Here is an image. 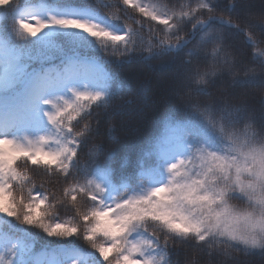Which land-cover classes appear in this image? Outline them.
<instances>
[{
	"label": "snow or ice",
	"instance_id": "obj_1",
	"mask_svg": "<svg viewBox=\"0 0 264 264\" xmlns=\"http://www.w3.org/2000/svg\"><path fill=\"white\" fill-rule=\"evenodd\" d=\"M217 6L0 0V264H173L186 248L208 264L264 255V123L257 130L231 93L212 96L237 61L221 33L206 31L217 23L246 32L253 61L264 66L251 35L264 32V19L200 17ZM190 44L178 77L186 98L135 172H118L111 154L97 162L93 149L82 159L99 135L93 109L118 94L108 73L97 74L107 61L95 53L124 64ZM249 72V82L264 85V68ZM61 209L71 215L61 218ZM33 229L53 238L39 253Z\"/></svg>",
	"mask_w": 264,
	"mask_h": 264
},
{
	"label": "trees",
	"instance_id": "obj_2",
	"mask_svg": "<svg viewBox=\"0 0 264 264\" xmlns=\"http://www.w3.org/2000/svg\"><path fill=\"white\" fill-rule=\"evenodd\" d=\"M84 2L93 3L94 0H84ZM145 2H156L167 4L169 8H178L180 4L185 3H191L194 6L198 0H145ZM214 2L218 4L216 10L213 13H201V18L207 19L209 15H212L230 20L233 24L248 18L256 22L264 19V0H214ZM227 5H234V10L229 11ZM131 14L135 15V13ZM191 29L192 24L189 23L184 31L188 32ZM206 31L221 33L225 37L223 47L237 61L232 72L225 71L219 77L217 84L210 89L212 96L215 97L221 92L231 93L230 102L246 105L248 114L255 121L256 129L259 130V126L264 123V103H261L264 101V85L259 82H249L245 73L254 69L259 75L264 66L259 61H253L251 57L253 48L247 43L246 32H239L235 28L217 23L211 24ZM251 35L253 40L259 42L257 47L264 48V32L255 28ZM194 47L195 44H190L182 52H170L156 57H147L145 54L144 57H136L130 63L124 64L116 63L109 57H104L102 53H95L101 57L102 61H107V63L101 62L100 65L103 66V73H108L114 79L118 94L109 107L93 109L91 119L94 127L95 121H99V135L89 139L88 145L81 153L82 159L90 149L96 151V160L100 163H103L111 154L114 169L125 175L133 174L137 161L150 138L163 132L165 120L173 117L175 110L182 106L186 98L187 89L181 91L178 77L182 71V62L188 59L187 51ZM212 47L213 45H208L209 49ZM249 75H251L250 72ZM193 98L208 99V97H197L195 94ZM96 145L102 146V151L94 149ZM38 185L39 181H37ZM233 203L240 202L233 201ZM69 215H71L70 212L60 210L61 218ZM32 231L38 233L34 249L39 253L44 250L45 242L53 238L47 237L37 229ZM232 255L236 257V261L230 260L228 264H264V255L259 253L251 255L233 253ZM172 260L173 264L177 262L191 264L193 260L196 264H208L209 257L186 248L181 249L178 255H173Z\"/></svg>",
	"mask_w": 264,
	"mask_h": 264
}]
</instances>
